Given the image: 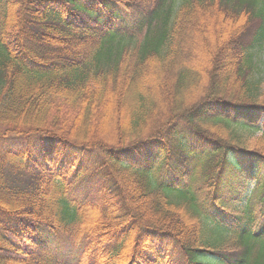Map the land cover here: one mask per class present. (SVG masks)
I'll list each match as a JSON object with an SVG mask.
<instances>
[{"label": "trees", "instance_id": "obj_1", "mask_svg": "<svg viewBox=\"0 0 264 264\" xmlns=\"http://www.w3.org/2000/svg\"><path fill=\"white\" fill-rule=\"evenodd\" d=\"M263 22L264 0H0V264H264Z\"/></svg>", "mask_w": 264, "mask_h": 264}, {"label": "rangeland", "instance_id": "obj_2", "mask_svg": "<svg viewBox=\"0 0 264 264\" xmlns=\"http://www.w3.org/2000/svg\"><path fill=\"white\" fill-rule=\"evenodd\" d=\"M264 24V22H263ZM257 40H255V43L252 45L253 48L251 50L252 54V70L250 74L248 75L250 82H251V89L255 91L257 94H261L264 92V28L262 29V32L260 35H258ZM263 117L262 115H258L255 118V125L254 126H259L262 124ZM252 138H249L247 141V145L251 144L254 142L256 136H258V132L254 134ZM3 149L6 148L13 153L16 154H21L26 155V152L29 151V154L31 155V159L35 160L36 163H38L39 166L44 167V160L43 156L41 155V147L40 144L38 143V139H30L28 141H23L18 138H12L6 142L3 143ZM74 157L73 151L72 150H64L63 148L59 147L56 149V153L53 157V162L55 165V170L60 171L63 170V167L67 164L70 163L72 158ZM88 162L87 159L83 160V163ZM76 166H74L73 169H75ZM240 167L243 168V177L247 179L246 186L243 188L245 190L244 195L246 196L249 192V190L252 188L255 178L251 175L254 174L255 171L258 170V167H256V164L253 163L250 160L243 161L240 164ZM239 204V202H238ZM226 216L223 215V219H225ZM238 243L241 242L242 245V234H241V228H238ZM240 234V235H239Z\"/></svg>", "mask_w": 264, "mask_h": 264}]
</instances>
